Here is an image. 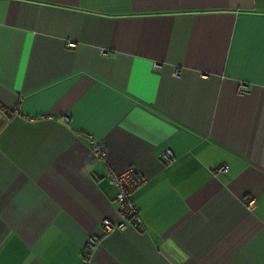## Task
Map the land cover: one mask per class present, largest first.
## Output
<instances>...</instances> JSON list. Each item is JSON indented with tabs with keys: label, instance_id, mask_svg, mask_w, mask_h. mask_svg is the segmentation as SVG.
Wrapping results in <instances>:
<instances>
[{
	"label": "crops",
	"instance_id": "1",
	"mask_svg": "<svg viewBox=\"0 0 264 264\" xmlns=\"http://www.w3.org/2000/svg\"><path fill=\"white\" fill-rule=\"evenodd\" d=\"M0 264H264V0H0Z\"/></svg>",
	"mask_w": 264,
	"mask_h": 264
},
{
	"label": "built area",
	"instance_id": "2",
	"mask_svg": "<svg viewBox=\"0 0 264 264\" xmlns=\"http://www.w3.org/2000/svg\"><path fill=\"white\" fill-rule=\"evenodd\" d=\"M246 88L247 85L244 82H238L237 93L243 94L246 92ZM93 151L99 158L102 157L103 150L99 144L93 145ZM162 155L167 159H172V154L169 150H165ZM225 168L226 166L223 164L218 170H224ZM105 175L109 184L115 189L118 217L114 222L104 219L101 225L107 230L113 227L118 229L126 227L140 228L141 220L138 210L130 197L131 192L138 189L144 182L139 169L134 166H127L120 170L108 168ZM87 243L92 245L93 240L89 239Z\"/></svg>",
	"mask_w": 264,
	"mask_h": 264
},
{
	"label": "trees",
	"instance_id": "3",
	"mask_svg": "<svg viewBox=\"0 0 264 264\" xmlns=\"http://www.w3.org/2000/svg\"><path fill=\"white\" fill-rule=\"evenodd\" d=\"M132 192H133V191H132ZM132 192H131V193H132ZM130 197H131V194H130Z\"/></svg>",
	"mask_w": 264,
	"mask_h": 264
}]
</instances>
